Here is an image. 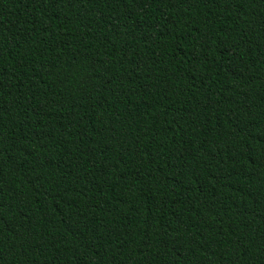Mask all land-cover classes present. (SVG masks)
<instances>
[{"label": "trees", "instance_id": "1", "mask_svg": "<svg viewBox=\"0 0 264 264\" xmlns=\"http://www.w3.org/2000/svg\"><path fill=\"white\" fill-rule=\"evenodd\" d=\"M0 264H264V0H0Z\"/></svg>", "mask_w": 264, "mask_h": 264}]
</instances>
